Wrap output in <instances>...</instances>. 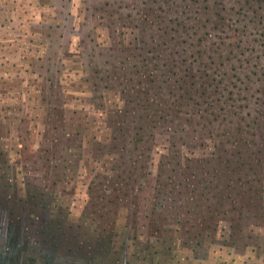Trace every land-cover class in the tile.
Segmentation results:
<instances>
[{
	"label": "rangeland",
	"instance_id": "obj_1",
	"mask_svg": "<svg viewBox=\"0 0 264 264\" xmlns=\"http://www.w3.org/2000/svg\"><path fill=\"white\" fill-rule=\"evenodd\" d=\"M0 264H264V0H0Z\"/></svg>",
	"mask_w": 264,
	"mask_h": 264
}]
</instances>
